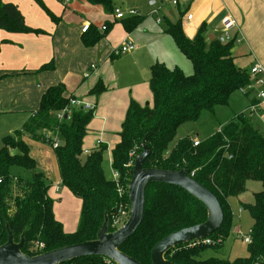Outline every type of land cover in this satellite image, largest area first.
<instances>
[{
    "label": "trees",
    "instance_id": "1",
    "mask_svg": "<svg viewBox=\"0 0 264 264\" xmlns=\"http://www.w3.org/2000/svg\"><path fill=\"white\" fill-rule=\"evenodd\" d=\"M86 1L102 5L106 10L112 7L111 0ZM49 16L52 15L49 13ZM0 28L11 32H38L25 26L22 14L10 2L0 3ZM164 32L191 62L193 71L186 75L177 67L169 68L162 63L151 65V103H129L118 132L119 140L110 150L108 171L103 167L105 144L100 143L84 154L83 140L92 112L70 106V98L64 96L61 84L47 88L38 107L30 112L20 129L2 136L0 245L6 242L8 230L14 242L23 237L21 251L29 256L93 240L104 215L108 218L107 230H116L111 220L124 208L127 211V184L144 139L149 148L142 163L144 168L184 169L216 196L223 214L218 229L208 235L210 243L180 244L167 250L164 258L176 264H264V135L251 125L244 112H239L195 146L194 138L189 136L181 137L170 146L181 124L196 121L202 110L213 112L216 105H226L234 91L251 84L249 73L234 63L236 33L228 40L216 38L207 42L201 29L194 37H186L179 21L167 22ZM51 67L52 64L47 63L40 70ZM102 89L98 84L91 92L98 94ZM59 113L61 117H57ZM55 137L58 141L53 146ZM26 138L52 148L62 186L80 199L75 231L66 232L55 218L53 200L48 195L50 184L37 169ZM112 173H117V179ZM248 180L261 184V189L253 193V201L240 205L252 220L248 255L235 260L202 257L207 247L220 246L231 234L234 215L227 200L245 192ZM14 186L18 191H13ZM206 218L204 204L186 190L148 182L141 222L118 249L140 264H151V250L160 239L202 223ZM38 243L43 245L41 249L36 247ZM60 264L106 263L99 256H83Z\"/></svg>",
    "mask_w": 264,
    "mask_h": 264
},
{
    "label": "crops",
    "instance_id": "2",
    "mask_svg": "<svg viewBox=\"0 0 264 264\" xmlns=\"http://www.w3.org/2000/svg\"><path fill=\"white\" fill-rule=\"evenodd\" d=\"M4 2L16 5L25 26L38 32H11L0 28V114L17 116L23 125L30 112L38 107L47 88L61 84L65 97L95 105L92 116L99 124L92 128L89 122L87 132L92 134L94 144L90 147L83 143V147L88 151L99 145L97 140H100L107 147L108 167L111 165L110 150L119 140L118 132L129 103H151V65L162 63L179 69V63L184 65L185 56L173 38L164 32L167 22L179 21L188 38L194 37L199 29L202 33L207 30L212 38L204 39L210 42L216 39L213 37L216 33L220 34V29L224 32L221 19L230 15L236 21L233 32L238 37L233 48L235 57L238 47L244 45L239 33L243 38L244 34L264 31V0H111L110 10L86 0H0ZM115 9L124 13L123 18H115ZM130 10L136 11L135 14H129ZM188 14L192 15L190 19H187ZM85 22L90 27L83 33L81 28ZM102 25L107 28L101 30ZM127 42L136 47L116 56L111 54L114 48ZM47 63L52 64L51 69L40 70ZM98 84L103 86L102 91L91 92ZM245 96L247 102L240 112H244L251 125L259 130L252 119L263 114L264 109L258 107L250 115L248 108L256 103V97L251 93ZM194 140L202 139L194 137ZM26 142L30 155L39 165L32 149L36 148V143L29 138ZM51 150L46 159L48 163L42 161L44 167L51 162L58 171ZM44 167V174L49 178L50 168ZM56 177L57 183L48 189L52 200L61 183L59 172ZM65 197L70 200L69 195ZM78 203L73 202L74 208ZM56 204L52 207L55 218L66 232L75 231L80 213L78 218L74 211L72 215L64 214ZM237 229L233 224L231 234L237 233L239 237Z\"/></svg>",
    "mask_w": 264,
    "mask_h": 264
},
{
    "label": "water",
    "instance_id": "3",
    "mask_svg": "<svg viewBox=\"0 0 264 264\" xmlns=\"http://www.w3.org/2000/svg\"><path fill=\"white\" fill-rule=\"evenodd\" d=\"M141 146L142 151L134 159L132 175L128 182L129 216L120 228L108 231V218L104 215L103 223L98 229L95 239L66 245L33 256L22 253L23 237L19 242H14L11 232L8 230L6 242L0 245V264H60L83 256L108 258L116 264H140L132 257L119 251L118 246L134 234L141 222L144 190L148 182H161L180 187L200 200L207 210V218L204 222L174 231L160 239L151 250V264H176L164 258V253L167 250L180 244L206 238L218 229L223 214L216 196L187 175L184 169L172 171L144 168L142 163L149 154V148L144 139Z\"/></svg>",
    "mask_w": 264,
    "mask_h": 264
},
{
    "label": "rangeland",
    "instance_id": "4",
    "mask_svg": "<svg viewBox=\"0 0 264 264\" xmlns=\"http://www.w3.org/2000/svg\"><path fill=\"white\" fill-rule=\"evenodd\" d=\"M234 29L229 31V36L231 39L234 35ZM220 34L217 33L213 36L215 38H218L220 36H224V32L220 29ZM244 34L243 38L241 34L239 33L240 40L243 39L242 43L244 44L243 47L239 46L236 53V57L234 59V63L236 66L240 67L243 70H246L249 73L250 67L254 63H259L264 66V31L253 33V34ZM204 38L211 39V34L208 33V31L203 32ZM247 39L249 41L247 42ZM236 40H238V37L236 35ZM248 44V45H247ZM242 47V48H241ZM184 65L183 63H179V66L181 71L189 75L192 73L193 68L191 62L184 57ZM250 75V73H249ZM252 91H250V88L244 87L242 90H236L234 91L226 105H216L213 109V112H210L208 110H202L200 113L199 118L196 121H190L185 122L179 126L177 129V133L173 139V141L170 143V146H173V144L184 136H189L191 138H199L204 139L209 134L214 133L218 126L221 124H225L228 120H230L231 117H233L235 114L239 113L240 111H243L244 105L247 102V99L245 98L246 94L251 93L252 96L255 98L257 96L259 87L256 84H253ZM245 111V110H244ZM17 116H7V114H0V147L2 146L1 138L2 136L12 133L13 130L21 128V123L18 121ZM254 126H256L259 131L264 135V113L261 115H255L252 119ZM99 124V121L95 118H91L90 125L92 128H97ZM55 140L58 141L57 137H55ZM36 143V148L34 149L35 154H37V161L39 165L36 164V167L38 170L42 171L44 173V170L42 167H44V163H48L46 160L49 151L51 147L44 143ZM84 145L92 147L94 144V140L92 138V134H87L86 138L83 141ZM41 147V148H40ZM52 151V150H51ZM45 161L43 162L42 161ZM108 155L107 152L104 153V161H103V167L105 171H108ZM42 164V165H41ZM44 168H50V174L49 178H47L50 186L49 189L53 187L54 184L57 183V177L56 173L58 175V171L55 170V167L51 162L47 165H45ZM46 176V174H45ZM53 183V184H52ZM58 191L54 192L55 196L53 197V203H58V206L60 207V211L64 214L73 213L76 212V216L78 218L81 208V201L78 197L74 196L72 193L68 191L67 188L62 186L60 183ZM128 188V184H127ZM261 189V184L258 181L254 180H248L246 182V190L241 195L237 197H230L227 201L230 206V209L233 216V224L235 228H238L237 231L239 233H246L252 224V220L250 218V215L247 210H244L240 208V205L242 203H251L253 201V193ZM127 190V189H126ZM13 191H18V188L14 186ZM67 195L70 196V200L68 201L65 197ZM62 200L59 202V200ZM78 203L76 204V208L73 206V202ZM78 201V202H77ZM60 203V204H59ZM127 205V206H126ZM125 207L127 209V213H125L124 216V223L127 221L129 212H130V204H126ZM57 206V204H56ZM125 209V208H124ZM240 210V211H239ZM239 211V212H238ZM238 215V216H237ZM124 223L122 221L115 226L116 229L120 228ZM221 245L214 248V247H207L204 252L202 253V257H209V256H215L219 258H227L229 260H235L237 258H243L248 255V246L247 243L243 242L242 239H240L237 235L230 234L224 242L220 243Z\"/></svg>",
    "mask_w": 264,
    "mask_h": 264
},
{
    "label": "built area",
    "instance_id": "5",
    "mask_svg": "<svg viewBox=\"0 0 264 264\" xmlns=\"http://www.w3.org/2000/svg\"><path fill=\"white\" fill-rule=\"evenodd\" d=\"M135 12L136 11H134V10H130L129 14L133 15V14H135ZM114 16L116 19H121V18H123L124 13L118 9H115ZM191 16H192L191 14H188L187 19H190ZM159 21H160V18H157V22H159ZM221 25H222L223 30H224V36L222 37V39L224 38V39L228 40L230 38L229 31H231L232 29H235L236 21L230 15H226L221 19ZM89 27H90V24L88 22L83 23V26L81 28V32H83V33L86 32L89 29ZM100 29L105 30L106 26L102 25V27ZM135 47H136L135 44H133L131 42H127L121 46L114 48L112 50L111 54L116 56V55H119L123 52L134 49ZM94 67L95 66L92 64L91 68H94ZM249 73H250L249 77H250L251 84L248 86H245V87L250 88V91H252V89H253L252 88L253 84H256L259 87V90H258V93L256 96V103L251 104L248 108V112L251 115L252 112L256 111V109L258 107H261L262 109H264V66L259 64V63H254L250 67ZM243 88H241L239 90H242ZM69 105L73 106V107L81 108L85 111H91V112H93V110L95 108L94 104L79 100V99L74 98V97H71L69 99ZM57 117H61V113H59L57 115ZM198 142H199L198 140H193L192 143L195 146V145H197ZM97 144H100V140H97ZM56 145H57V141L55 140L53 143V146H56ZM86 152L87 151L85 150L84 153H86ZM112 176L114 179H117V173H112ZM125 213H127V211L124 209V210L119 211L117 215L113 216L112 220H111V225L115 227L121 221H122V223H124L123 219H124ZM250 232H251V230L249 229L246 233H239V237H241L243 242H245V243L251 242ZM210 241H211L210 238L206 237L203 239H197V240H193L191 242H188L187 245L188 246H194L196 244H208V243H210ZM36 247L41 249L43 247V245L41 243H38V244H36ZM103 260L106 264H114L115 263L114 261H112L108 258H103ZM254 264H258V263H254Z\"/></svg>",
    "mask_w": 264,
    "mask_h": 264
}]
</instances>
